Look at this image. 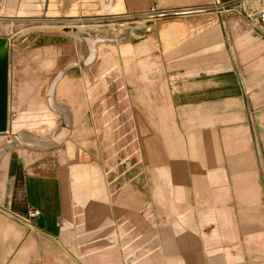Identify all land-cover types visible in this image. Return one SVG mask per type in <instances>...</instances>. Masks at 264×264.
I'll list each match as a JSON object with an SVG mask.
<instances>
[{
	"label": "crops",
	"instance_id": "0c3cea01",
	"mask_svg": "<svg viewBox=\"0 0 264 264\" xmlns=\"http://www.w3.org/2000/svg\"><path fill=\"white\" fill-rule=\"evenodd\" d=\"M114 1L161 14L82 73L93 112L40 152L0 133V264H264V0Z\"/></svg>",
	"mask_w": 264,
	"mask_h": 264
},
{
	"label": "rangeland",
	"instance_id": "374dc122",
	"mask_svg": "<svg viewBox=\"0 0 264 264\" xmlns=\"http://www.w3.org/2000/svg\"><path fill=\"white\" fill-rule=\"evenodd\" d=\"M114 4V0H0V38L10 41L7 131L12 149L40 152L59 144L54 143L57 131L73 127L72 121L65 120L61 126L60 118L93 112L91 104L76 103L84 94L79 89L82 73L92 81L89 71L98 66L105 50H119L145 32L125 25L154 21L161 14L156 9L106 14L107 9L115 10ZM110 108L114 107L101 105L102 113L108 114ZM115 109L123 113L124 105ZM117 124L121 135L114 138L115 172L124 177L139 171L128 165L136 159L126 156L125 145L132 141L140 147V138L123 135V120Z\"/></svg>",
	"mask_w": 264,
	"mask_h": 264
},
{
	"label": "water",
	"instance_id": "95a60500",
	"mask_svg": "<svg viewBox=\"0 0 264 264\" xmlns=\"http://www.w3.org/2000/svg\"><path fill=\"white\" fill-rule=\"evenodd\" d=\"M155 21L142 23V28L154 26ZM138 23L128 24V28L138 29ZM10 55V41L0 38V133L8 130V67Z\"/></svg>",
	"mask_w": 264,
	"mask_h": 264
},
{
	"label": "built area",
	"instance_id": "2783aa9c",
	"mask_svg": "<svg viewBox=\"0 0 264 264\" xmlns=\"http://www.w3.org/2000/svg\"><path fill=\"white\" fill-rule=\"evenodd\" d=\"M223 10H227V9H230L231 8V5L229 4H224L222 6ZM260 21L262 23V26H263V31H264V14L260 17ZM37 217V212L35 210H31L28 214V220L30 221L31 219L33 218H36Z\"/></svg>",
	"mask_w": 264,
	"mask_h": 264
},
{
	"label": "bare ground",
	"instance_id": "6f19581e",
	"mask_svg": "<svg viewBox=\"0 0 264 264\" xmlns=\"http://www.w3.org/2000/svg\"><path fill=\"white\" fill-rule=\"evenodd\" d=\"M127 26H128V25H125V27H126V28H128ZM141 26H142V25H141V24H139V26H138V27L140 28ZM129 29H130V28H129ZM131 29H133V28H131ZM99 30H100V29H98L97 31H99ZM134 30H135V29H134Z\"/></svg>",
	"mask_w": 264,
	"mask_h": 264
}]
</instances>
